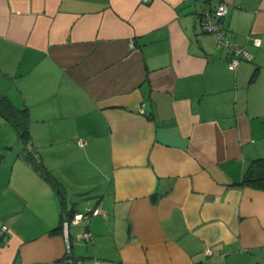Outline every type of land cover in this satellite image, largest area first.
I'll list each match as a JSON object with an SVG mask.
<instances>
[{"label": "crops", "instance_id": "0c3cea01", "mask_svg": "<svg viewBox=\"0 0 264 264\" xmlns=\"http://www.w3.org/2000/svg\"><path fill=\"white\" fill-rule=\"evenodd\" d=\"M221 2L233 71L200 25ZM0 96L31 136L0 115V264H264V190L237 184L264 157V0H0Z\"/></svg>", "mask_w": 264, "mask_h": 264}, {"label": "built area", "instance_id": "2783aa9c", "mask_svg": "<svg viewBox=\"0 0 264 264\" xmlns=\"http://www.w3.org/2000/svg\"><path fill=\"white\" fill-rule=\"evenodd\" d=\"M149 1V0H145ZM227 12V5L224 2L215 7L213 11H206L200 16V25L203 31L211 33L215 40L218 47L226 48L228 52V61L227 67L229 70H235L239 63L244 60L251 59L250 52L245 48V46L241 45L239 42L232 40L226 32L225 26L223 24V18ZM260 40L258 38L253 39V44L255 46H260ZM82 143L81 141L79 142ZM92 213H98V209H94ZM87 216V214L78 213L73 216L71 220H65L62 224V236L64 238L65 247L67 257L65 260L72 261L69 257L68 253L70 250V231L69 227L71 222H78L82 218ZM3 234V227L0 228V236ZM82 237L88 239L90 237L89 232H85L82 234ZM209 253V252H207ZM77 264H81L80 261H77Z\"/></svg>", "mask_w": 264, "mask_h": 264}, {"label": "trees", "instance_id": "16d2710c", "mask_svg": "<svg viewBox=\"0 0 264 264\" xmlns=\"http://www.w3.org/2000/svg\"><path fill=\"white\" fill-rule=\"evenodd\" d=\"M213 10H215V8L212 9L211 11ZM224 18H223V24H224ZM0 115L14 127L17 136L23 145H25L30 141L31 136L29 132V112L27 108H18L6 96H2V97L0 96ZM28 154H30V152ZM37 167L41 169L43 174L46 173L40 161H37ZM237 184L254 189L264 190V157L252 159L247 164L244 172L242 173L241 179ZM54 185L58 187L57 182H54ZM154 198L155 196H153V199ZM73 215L74 214L70 215L69 220H71V217ZM63 221L64 220H61L59 226H57L52 230L53 233L62 234ZM68 255L72 259V261H75L70 255V250ZM66 257H67V253L65 254L64 258Z\"/></svg>", "mask_w": 264, "mask_h": 264}, {"label": "rangeland", "instance_id": "374dc122", "mask_svg": "<svg viewBox=\"0 0 264 264\" xmlns=\"http://www.w3.org/2000/svg\"><path fill=\"white\" fill-rule=\"evenodd\" d=\"M6 126V128H8V129H6V130H3V128H1V130L0 131H2V132H4V134H6V136L7 137H9V132H10V136H12V138H10L8 141H12L11 143H19L20 144V142L17 140V137H16V132L14 131V129H12V127L10 126V125H5ZM5 152V150H1L0 151V155L2 154V153H4ZM88 194V193H87ZM82 195H86V194H81V196ZM72 198V201H74V199H75V201H77V199L79 198H75V197H77V196H74L73 194H71L70 195ZM80 201V200H79ZM79 201H77V202H79ZM76 229H78V226H75V225H71L70 226V233H71V235H74L75 234V230Z\"/></svg>", "mask_w": 264, "mask_h": 264}]
</instances>
